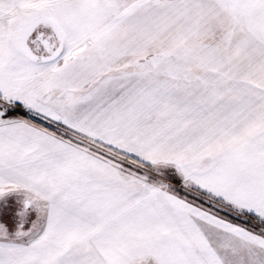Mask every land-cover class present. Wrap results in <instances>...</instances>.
Instances as JSON below:
<instances>
[{
	"label": "snow or ice",
	"instance_id": "6c2138e0",
	"mask_svg": "<svg viewBox=\"0 0 264 264\" xmlns=\"http://www.w3.org/2000/svg\"><path fill=\"white\" fill-rule=\"evenodd\" d=\"M0 264H264V0H0Z\"/></svg>",
	"mask_w": 264,
	"mask_h": 264
}]
</instances>
